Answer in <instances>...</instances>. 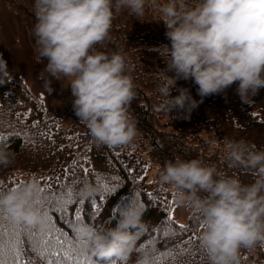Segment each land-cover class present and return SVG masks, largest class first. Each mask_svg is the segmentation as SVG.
<instances>
[{
    "label": "clouds",
    "instance_id": "clouds-1",
    "mask_svg": "<svg viewBox=\"0 0 264 264\" xmlns=\"http://www.w3.org/2000/svg\"><path fill=\"white\" fill-rule=\"evenodd\" d=\"M158 13L166 26L168 44L153 48L166 61L164 83L158 88V110H185V119L205 97L220 94L236 84L244 103L264 89V0H35L37 22L33 36L38 59L57 80L70 78L73 108L79 121L98 145L134 147L137 128L129 108L135 85L124 55L95 51L109 36L116 13L127 9L142 17L147 9ZM162 49V51H161ZM6 69V61L0 60ZM178 79L198 85L200 101L189 89L171 96ZM230 168L249 170L254 177L244 184L238 177L218 173L200 159L168 161L158 180L176 193L180 206L203 218L199 235L210 264H238L240 249L264 244V150L243 141L224 145ZM10 163L0 150V165ZM37 179L29 178L0 194L3 208L14 222L43 225L42 200ZM84 182L75 191L80 199L97 194ZM143 208L130 201L114 227L79 226L89 255L101 259L128 258L133 251L132 229L144 228Z\"/></svg>",
    "mask_w": 264,
    "mask_h": 264
},
{
    "label": "trees",
    "instance_id": "trees-1",
    "mask_svg": "<svg viewBox=\"0 0 264 264\" xmlns=\"http://www.w3.org/2000/svg\"><path fill=\"white\" fill-rule=\"evenodd\" d=\"M0 4L12 22L16 20L24 28L38 59L33 36L37 22L35 0H0ZM158 19V13L150 8L142 17L130 15L127 9L121 10L114 16L109 36L95 46V51L108 56L124 55L129 66L126 74L132 77L137 94L129 108L137 128L135 146L131 148L96 144L87 127L75 115L73 104L65 106L62 114L51 111L30 86L0 67V136L5 137L0 139V150L8 153L10 159L9 164L0 165V194L29 178L37 179L41 187H46L50 177H58V183L72 188L73 197L79 204L81 199L74 193L84 182H89L98 192L83 199L85 214L81 224L100 228L114 227L121 210L135 198V193L140 192L142 195L135 201L144 204L146 226L131 230L135 235L133 251L126 260L116 257L117 264H138L145 259L148 264H156L155 257L159 253L172 250L175 254L176 245L188 239L180 232V224L195 229V239L188 246L191 252L177 257L175 262L171 257L166 258L161 264H210L207 253L200 247L199 235L203 227H196L197 222L203 225L202 216L188 211L185 223L174 217L172 230L168 236H163L167 213L159 202L149 203L147 193H153V200L157 194L166 196L172 208L179 205L176 193L158 180V171L176 158L200 159L206 165H214L218 173L238 177L244 184L252 183L254 177L249 170L228 166L223 145L226 140L243 141L256 150H264V89L244 103L236 95L237 85L233 84L220 94L205 97L187 119L184 118L185 110L173 109L170 114L158 110V103L163 99L158 93L159 86L164 83L162 71L169 76L175 75L167 71L166 61L153 50L164 44L170 46L165 36L166 26ZM180 88L189 89L195 100H201L198 85L193 80L178 79L171 96L179 95ZM17 114L21 115L18 117ZM23 114H28L26 119ZM73 160L79 168L65 172ZM85 167L90 169L89 174L83 173ZM95 174H99V182ZM141 176L145 179L140 180ZM111 177L119 180L113 182ZM103 183H119L122 187L115 193L106 194ZM102 195L105 200L101 203ZM93 201L100 204L99 214L94 219L91 218ZM47 210L51 214L54 204L48 205ZM59 226L66 227L63 223ZM148 241L152 243L148 244ZM141 244L146 246L137 251ZM85 252L99 264H107L104 259L89 255L86 249ZM238 264H264V244L242 247Z\"/></svg>",
    "mask_w": 264,
    "mask_h": 264
},
{
    "label": "snow or ice",
    "instance_id": "snow-or-ice-1",
    "mask_svg": "<svg viewBox=\"0 0 264 264\" xmlns=\"http://www.w3.org/2000/svg\"><path fill=\"white\" fill-rule=\"evenodd\" d=\"M18 117L21 114H17ZM26 119L28 114H23ZM11 135L20 136V133H12ZM0 139L5 137L0 136ZM79 168L77 161L73 160L72 165L65 172H73ZM83 173L89 174L90 169L87 167L82 169ZM97 181H100L99 174H95ZM145 179L144 176L139 178ZM59 178L50 177L46 187H41L40 191L43 194L42 200L39 203V210L45 216V222L41 225H29L26 223L14 222L11 216L0 208V264H99V261L89 257L85 252L86 242L80 237L79 226L84 217L85 200L81 199L79 204L76 203L73 197V190L68 184L58 183ZM113 182L119 180L118 177H111ZM104 192L115 193L118 188L122 187L119 183H103ZM142 194L137 192L135 198H139ZM150 198L149 203L159 202L166 211V224L163 230V236H168L175 224L173 213L174 208L166 196L156 195L153 200V193H147ZM135 198H131L132 202H136ZM105 196L100 197L101 203L104 202ZM174 203V201H172ZM54 204V210L50 214L47 210L48 205ZM144 208V204H140ZM93 216H98L100 204L95 201L91 205ZM63 223L66 227L62 228L59 225ZM197 228H202L203 225L197 222ZM180 232L186 234L188 239L176 245V252L168 250L159 253L155 257L156 264L171 257L175 262L177 257H181L185 252H191L188 248L195 239V229L186 228L185 225H178ZM151 244V241L147 242ZM146 245L141 244L137 251L143 249ZM201 247V245H200ZM121 259V258H120ZM127 258H124L126 260ZM107 264H117V258L104 259ZM138 264H148L145 259Z\"/></svg>",
    "mask_w": 264,
    "mask_h": 264
},
{
    "label": "rangeland",
    "instance_id": "rangeland-1",
    "mask_svg": "<svg viewBox=\"0 0 264 264\" xmlns=\"http://www.w3.org/2000/svg\"><path fill=\"white\" fill-rule=\"evenodd\" d=\"M0 57L6 61L5 70L21 83L30 86L51 111L62 114L65 106L73 104L74 97L69 86L70 78L61 75L57 80L44 70L47 61L36 59L24 34V28L19 26L16 20L12 22L1 4ZM174 209L175 219L181 223L187 222L189 212L180 204Z\"/></svg>",
    "mask_w": 264,
    "mask_h": 264
}]
</instances>
